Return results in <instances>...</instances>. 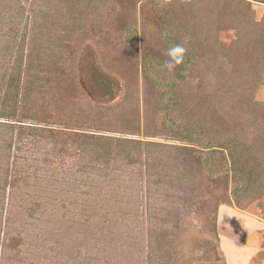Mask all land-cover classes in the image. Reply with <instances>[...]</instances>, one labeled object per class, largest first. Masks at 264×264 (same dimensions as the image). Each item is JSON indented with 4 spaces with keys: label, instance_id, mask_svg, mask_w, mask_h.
<instances>
[{
    "label": "trees",
    "instance_id": "obj_1",
    "mask_svg": "<svg viewBox=\"0 0 264 264\" xmlns=\"http://www.w3.org/2000/svg\"><path fill=\"white\" fill-rule=\"evenodd\" d=\"M148 1L166 53L171 44L187 49L183 63L169 71L167 55L162 62L143 55L140 62L111 64L132 77L125 84L130 94L138 92L142 82L152 117L138 104L84 109L73 105L77 50L71 52L69 34L92 20L97 25L102 0H1L0 4V128L10 133L7 149L14 145L18 152L13 163L17 175L0 182V195L9 182L17 192L21 185L31 186V173L36 177L48 169L55 173L45 185L66 186L56 197L49 193L54 208L62 200L64 216L69 205L84 219L104 218L99 233L98 227L83 234L91 235V242L104 240L105 246L98 248L106 258L85 264H114L118 249L128 243L122 219L130 218V229L129 223L150 221L153 213L165 216L159 223L151 220L152 238L144 256L149 264H172L169 249L174 242L167 237L162 241L157 234L168 236L174 223L179 230L182 210L200 205L206 174L211 181L220 178L227 190L233 184L223 203H234L240 210L264 193V102L257 99L264 87V11L260 17L258 13V6L264 10V0H191L184 4L185 11L178 9L179 4L166 7L163 0ZM223 30L236 33L227 46L219 42ZM70 127L74 130L69 133ZM7 161L1 154L6 168ZM74 188L97 192L98 201L93 206L81 202ZM36 199V205L25 204L21 212L38 220L41 216L34 211L44 208V199L39 195ZM15 211L6 224L1 223L7 230L3 247L20 252L27 243L23 233L28 216ZM116 217L119 221L113 222ZM210 230L216 234V218ZM4 258L1 253V261Z\"/></svg>",
    "mask_w": 264,
    "mask_h": 264
},
{
    "label": "rangeland",
    "instance_id": "obj_2",
    "mask_svg": "<svg viewBox=\"0 0 264 264\" xmlns=\"http://www.w3.org/2000/svg\"><path fill=\"white\" fill-rule=\"evenodd\" d=\"M102 1L104 4H101L102 10L99 12L100 17H98L97 25L93 26L94 20H92L90 21L91 24H88L85 28H79L75 32L69 34V43L72 47L71 52L74 49L77 50L75 51V63H77V67L75 75L73 74L77 89L72 96L76 98L73 105L75 104L76 108L84 109L99 107L100 105L129 107L130 104H138L142 113L147 111L148 117H152L154 115L153 107L152 105L147 106L149 102H147L144 97L142 82L139 91L130 94L126 91L125 84H129L130 82L128 80L132 77H128L127 74L121 72V70H116V68L111 65V63L128 64L131 62H140L142 61L143 55L153 60H159V62L165 61V43L161 34V29L156 25V21H154L155 16L152 14L153 8L151 2L148 0ZM189 1L191 0H170L162 3L166 7H169L170 4H172V6L179 4L178 9L185 11L184 4ZM149 10L151 11V15ZM263 11V8L258 7L259 17L262 16ZM235 38V31L223 30L219 33V42L226 46L231 44ZM73 59L74 57H72L71 61ZM97 67L100 69V73L98 74L96 71ZM98 76L108 78L116 82L117 85H114L115 88L109 91H106L102 86L100 89L99 86L97 87ZM108 94L110 95L108 96ZM128 94L131 95L129 98L126 96ZM137 96H139V100L136 99ZM257 99L264 102V87L257 92ZM244 100L247 101V98ZM71 124H73V121ZM70 128L71 129L68 130L69 133L74 130L73 127ZM15 134L18 136L20 132L16 130ZM99 134L102 135L106 133L99 132ZM10 137V133L4 132V130L0 128L1 183L7 179L8 175V177L17 175L15 172L17 168L13 166V163L16 162L14 161V154L18 152L15 150L16 146L14 145L8 150L9 145L7 143H11ZM129 137L139 138L138 136ZM147 141L164 142L162 139L159 140L154 138H149ZM1 142L4 144V147H1ZM37 146L41 147L40 145ZM1 150L3 151L1 152ZM34 153L37 156H41L36 150ZM1 154L4 155L5 159L7 158L8 160L7 162H9L7 168L5 166L6 162L1 163ZM152 154H150V159ZM48 170L39 175L37 174L39 177L31 173L30 175L32 176L29 180L32 182L31 186L27 187L21 185V189H19L18 192L16 188H13L10 182L8 188H5V191H7L5 196V191H1L0 264H85L89 262L90 259H92L93 263L94 261L96 262L99 256L102 260L106 258L103 255L105 253H100L98 248L105 246L104 240L102 238H95L96 240L92 239L91 242V235L85 236L83 234L86 230L92 233L94 230H97L98 227L99 229L97 232L99 233V230H101L103 226L104 218L101 216H93L90 219H84V217L80 215L79 209L69 205L67 206L68 213L64 216L60 208L62 205L59 203L62 200L56 202V210L54 208L55 202L49 200L52 199L49 193L54 192L55 194L53 197H56L61 189L62 192L65 190L66 184L64 187L59 184V187L56 186L53 188L50 182L51 186H46L45 184L48 183V178L53 180L55 177V173L49 170L48 174ZM39 178L40 180H38ZM219 179L220 178H216L214 179L215 181H211L206 174L203 178V197L200 199V205L194 208L190 207L189 210H187L188 208L182 210L181 218L183 217V219H181L182 224H179V230H175L176 223H174V226H169L171 230H168V236L165 232H163L162 235L157 234V237H161L160 239L162 241L165 237L171 239V241L173 240L174 245L169 249V253L172 255L171 258L174 259V261L172 260V264H225L224 258L219 255L222 253H220L221 239L219 237L218 228L217 234L215 235H213L210 230V223L213 220L212 217L217 215V219L219 218V208L222 205H228L232 211L239 214V216L245 220L247 232L250 234L246 239V244L247 246L259 250L250 264H264V249L262 248V243H264V193L259 200L251 203L245 210H240L234 203H223V200L228 198L230 194H228V192L233 190V184L229 186L228 191L226 186L223 182H220ZM137 186L138 188L143 187L142 190L144 191V185L139 183ZM73 190L75 193H82L83 197L74 194L80 197L81 202L85 201L87 204H92L93 206L98 201L94 198L98 197L97 192L95 194L93 191L86 192L80 189L76 191L75 188ZM38 195L44 199L42 202L44 208H36L37 211H34V214H36V217L41 216V219L36 220L31 218L26 212H21V210H24L23 205L25 204H27V206L35 204L33 200H37L36 197ZM74 195L66 194V196L75 197ZM62 197L65 198V192ZM72 202L74 201H71V203ZM75 202L74 205H79L80 208L84 207L83 204H77V201ZM15 209L18 211H15ZM13 211L16 213L19 212L25 215V217L28 216V218H25L24 222L26 225V232L23 233L24 240L27 243L22 245L20 252L17 250H7L3 247L4 238L7 236V230L5 228L6 226L1 225V223L6 224L9 214L13 215ZM162 216L164 217L165 215L160 214V216H158L157 213H153L151 214L150 221H142L141 219L140 222H132L133 224L129 223L131 230L128 229L127 224L130 218L122 219L120 223H122L126 230L123 232L127 234L128 243H125L122 248L118 249L117 255L113 258L114 264H149L144 255H147V251L149 250L148 242L149 239L152 238V234L149 232L150 224H153V221L159 223V220L163 218ZM116 221H119L118 217H116L113 222ZM169 222H171V219H169ZM132 230H134V232H132ZM221 232L224 233L223 228ZM102 234L103 232H101L100 235ZM130 234L133 236L132 240H130ZM96 250L98 252H96ZM1 253L5 255L2 261ZM91 255L97 256L96 258H90Z\"/></svg>",
    "mask_w": 264,
    "mask_h": 264
},
{
    "label": "water",
    "instance_id": "obj_3",
    "mask_svg": "<svg viewBox=\"0 0 264 264\" xmlns=\"http://www.w3.org/2000/svg\"><path fill=\"white\" fill-rule=\"evenodd\" d=\"M111 65L115 67V65ZM96 71L97 74L100 73V69L98 67L96 68ZM127 76L130 77L129 74ZM114 85H117L116 82L111 81L108 78L98 76L97 87L99 86L100 88L102 86L106 89V91H109L115 88ZM109 95L110 94H108V96ZM65 96H67V93ZM212 218H216V234L218 228L219 237L221 239L220 253L222 254L219 255L224 258L225 264H250L251 260L256 257L259 250L254 247L247 246L246 244V239L250 234L247 232L245 220L241 218L239 214L232 211L228 205H222L219 208L218 219L217 215H214ZM222 228L224 233L221 232Z\"/></svg>",
    "mask_w": 264,
    "mask_h": 264
},
{
    "label": "clouds",
    "instance_id": "obj_4",
    "mask_svg": "<svg viewBox=\"0 0 264 264\" xmlns=\"http://www.w3.org/2000/svg\"><path fill=\"white\" fill-rule=\"evenodd\" d=\"M187 49L183 44H171L166 55L168 56L167 69L173 71L175 67L183 63Z\"/></svg>",
    "mask_w": 264,
    "mask_h": 264
},
{
    "label": "flooded vegetation",
    "instance_id": "obj_5",
    "mask_svg": "<svg viewBox=\"0 0 264 264\" xmlns=\"http://www.w3.org/2000/svg\"><path fill=\"white\" fill-rule=\"evenodd\" d=\"M135 106H138V105L136 104ZM138 139H142V140H144V141L146 140V139H144V138H141V137H139ZM147 139H149V138H147Z\"/></svg>",
    "mask_w": 264,
    "mask_h": 264
},
{
    "label": "built area",
    "instance_id": "obj_6",
    "mask_svg": "<svg viewBox=\"0 0 264 264\" xmlns=\"http://www.w3.org/2000/svg\"><path fill=\"white\" fill-rule=\"evenodd\" d=\"M163 1L167 2V1H170V0H163Z\"/></svg>",
    "mask_w": 264,
    "mask_h": 264
},
{
    "label": "crops",
    "instance_id": "obj_7",
    "mask_svg": "<svg viewBox=\"0 0 264 264\" xmlns=\"http://www.w3.org/2000/svg\"><path fill=\"white\" fill-rule=\"evenodd\" d=\"M258 7L263 8V7H261V6H258ZM263 234H264V233H263Z\"/></svg>",
    "mask_w": 264,
    "mask_h": 264
}]
</instances>
